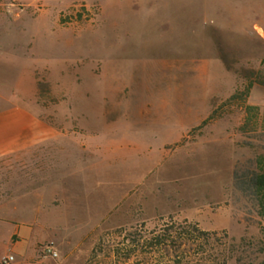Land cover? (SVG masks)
<instances>
[{
	"label": "rangeland",
	"instance_id": "1",
	"mask_svg": "<svg viewBox=\"0 0 264 264\" xmlns=\"http://www.w3.org/2000/svg\"><path fill=\"white\" fill-rule=\"evenodd\" d=\"M258 72L264 0H0V111L57 132L0 158V260L118 264L127 233L170 220L258 253L264 210L233 178L264 154Z\"/></svg>",
	"mask_w": 264,
	"mask_h": 264
},
{
	"label": "trees",
	"instance_id": "2",
	"mask_svg": "<svg viewBox=\"0 0 264 264\" xmlns=\"http://www.w3.org/2000/svg\"><path fill=\"white\" fill-rule=\"evenodd\" d=\"M254 82L264 86L261 72ZM250 88L251 84L245 87V97ZM247 108L248 113L259 110L257 106ZM233 178L235 186L255 198L264 210V154L258 155L254 166L246 171L236 170ZM252 244L247 237H230L226 230L209 231L195 222L170 220L145 234L127 233L113 252L118 264H244L245 258L249 259L246 264H264V243L258 253L253 252Z\"/></svg>",
	"mask_w": 264,
	"mask_h": 264
},
{
	"label": "crops",
	"instance_id": "3",
	"mask_svg": "<svg viewBox=\"0 0 264 264\" xmlns=\"http://www.w3.org/2000/svg\"><path fill=\"white\" fill-rule=\"evenodd\" d=\"M57 134L52 124L18 105L0 111V158L8 155L30 153ZM4 181L0 180V210L4 206Z\"/></svg>",
	"mask_w": 264,
	"mask_h": 264
},
{
	"label": "built area",
	"instance_id": "4",
	"mask_svg": "<svg viewBox=\"0 0 264 264\" xmlns=\"http://www.w3.org/2000/svg\"><path fill=\"white\" fill-rule=\"evenodd\" d=\"M42 248H43V252H45L46 254H49L53 257H56L58 255L57 251L54 248L53 241L47 243ZM13 261H14V256L12 254H8L2 256L0 260V264H11Z\"/></svg>",
	"mask_w": 264,
	"mask_h": 264
}]
</instances>
